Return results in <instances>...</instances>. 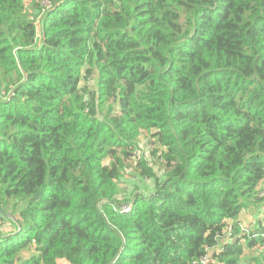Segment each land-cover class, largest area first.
<instances>
[{
	"label": "trees",
	"instance_id": "1",
	"mask_svg": "<svg viewBox=\"0 0 264 264\" xmlns=\"http://www.w3.org/2000/svg\"><path fill=\"white\" fill-rule=\"evenodd\" d=\"M251 210L264 0H0V264H264Z\"/></svg>",
	"mask_w": 264,
	"mask_h": 264
},
{
	"label": "rangeland",
	"instance_id": "2",
	"mask_svg": "<svg viewBox=\"0 0 264 264\" xmlns=\"http://www.w3.org/2000/svg\"><path fill=\"white\" fill-rule=\"evenodd\" d=\"M141 142H142V145H144L146 143L144 138H141ZM127 171H128V174L123 178L122 183H121L122 184L121 188H122L124 193L129 195V194L135 192L136 190L142 191V190L147 188V190H145L144 192L146 194H149L150 191L153 190V188H154L153 180L140 178L134 170L128 169ZM23 206H24V203L21 202L18 205L17 209L21 210L23 208ZM252 215H254V214H252ZM6 233H9L7 235H11L14 233V231L2 232V233H0V236L5 237V236H7V235H5ZM255 253H256V251H253V252L250 250L247 251V254H255Z\"/></svg>",
	"mask_w": 264,
	"mask_h": 264
},
{
	"label": "crops",
	"instance_id": "3",
	"mask_svg": "<svg viewBox=\"0 0 264 264\" xmlns=\"http://www.w3.org/2000/svg\"><path fill=\"white\" fill-rule=\"evenodd\" d=\"M249 214H251V215H249ZM252 214H253L252 210L250 212H246V213L242 214V216H241V218H239V220L241 222H243L244 225H250L252 228L254 225H256L257 220L264 217V215L254 214V216H252Z\"/></svg>",
	"mask_w": 264,
	"mask_h": 264
},
{
	"label": "built area",
	"instance_id": "4",
	"mask_svg": "<svg viewBox=\"0 0 264 264\" xmlns=\"http://www.w3.org/2000/svg\"><path fill=\"white\" fill-rule=\"evenodd\" d=\"M130 209H131L130 207L124 208L123 212L128 213V211H130ZM241 230H242V232H244L245 234H247L248 236L251 237V230L248 226L243 224V226L241 227Z\"/></svg>",
	"mask_w": 264,
	"mask_h": 264
},
{
	"label": "water",
	"instance_id": "5",
	"mask_svg": "<svg viewBox=\"0 0 264 264\" xmlns=\"http://www.w3.org/2000/svg\"><path fill=\"white\" fill-rule=\"evenodd\" d=\"M131 208H132V206H131ZM20 230H21V228L17 232H15V233L17 234Z\"/></svg>",
	"mask_w": 264,
	"mask_h": 264
}]
</instances>
